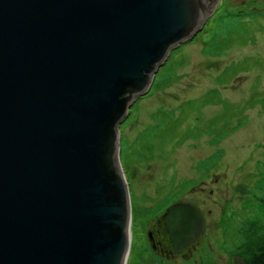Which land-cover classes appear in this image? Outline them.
Returning a JSON list of instances; mask_svg holds the SVG:
<instances>
[{"label": "water", "instance_id": "95a60500", "mask_svg": "<svg viewBox=\"0 0 264 264\" xmlns=\"http://www.w3.org/2000/svg\"><path fill=\"white\" fill-rule=\"evenodd\" d=\"M218 0H0V264H126L119 123ZM171 253L206 229L162 216Z\"/></svg>", "mask_w": 264, "mask_h": 264}, {"label": "rangeland", "instance_id": "374dc122", "mask_svg": "<svg viewBox=\"0 0 264 264\" xmlns=\"http://www.w3.org/2000/svg\"><path fill=\"white\" fill-rule=\"evenodd\" d=\"M119 136L126 264H264V0H218L171 49ZM180 202L201 209L206 229L175 255L162 216Z\"/></svg>", "mask_w": 264, "mask_h": 264}, {"label": "flooded vegetation", "instance_id": "af4514ba", "mask_svg": "<svg viewBox=\"0 0 264 264\" xmlns=\"http://www.w3.org/2000/svg\"><path fill=\"white\" fill-rule=\"evenodd\" d=\"M157 240V239H156ZM156 247H160L163 243L160 240H157L156 242ZM169 246V244H167ZM171 248L169 246V248L167 249V251H169Z\"/></svg>", "mask_w": 264, "mask_h": 264}]
</instances>
